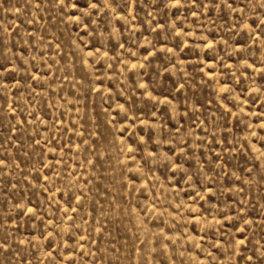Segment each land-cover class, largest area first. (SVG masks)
Listing matches in <instances>:
<instances>
[{
	"label": "rangeland",
	"instance_id": "374dc122",
	"mask_svg": "<svg viewBox=\"0 0 264 264\" xmlns=\"http://www.w3.org/2000/svg\"><path fill=\"white\" fill-rule=\"evenodd\" d=\"M0 264H264V0H0Z\"/></svg>",
	"mask_w": 264,
	"mask_h": 264
}]
</instances>
